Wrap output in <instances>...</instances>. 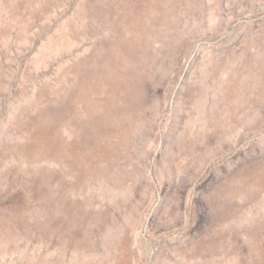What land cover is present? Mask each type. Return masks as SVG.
<instances>
[{"label": "rangeland", "instance_id": "1", "mask_svg": "<svg viewBox=\"0 0 264 264\" xmlns=\"http://www.w3.org/2000/svg\"><path fill=\"white\" fill-rule=\"evenodd\" d=\"M0 264H264V0H0Z\"/></svg>", "mask_w": 264, "mask_h": 264}]
</instances>
